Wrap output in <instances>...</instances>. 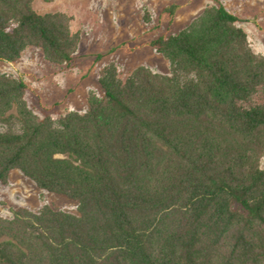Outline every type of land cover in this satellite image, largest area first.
Listing matches in <instances>:
<instances>
[{
  "label": "trees",
  "instance_id": "16d2710c",
  "mask_svg": "<svg viewBox=\"0 0 264 264\" xmlns=\"http://www.w3.org/2000/svg\"><path fill=\"white\" fill-rule=\"evenodd\" d=\"M32 1L0 0V60L70 65L81 32ZM238 20L217 0L152 40L169 73L108 63L84 112L38 115L0 72V183L17 168L78 203L0 215V264H264V55Z\"/></svg>",
  "mask_w": 264,
  "mask_h": 264
},
{
  "label": "rangeland",
  "instance_id": "374dc122",
  "mask_svg": "<svg viewBox=\"0 0 264 264\" xmlns=\"http://www.w3.org/2000/svg\"><path fill=\"white\" fill-rule=\"evenodd\" d=\"M217 0H33L39 12L61 11L71 16L70 27L81 32L70 65L47 60L39 46L28 45L15 61L0 60V72L22 76L26 100L38 115L56 118L68 111L84 112L89 98L102 97L99 83L105 65L114 62L126 77L138 65L169 73V59L151 41L185 27ZM239 17L255 52L264 55V0H218ZM176 4L173 15L164 8ZM264 168V155L261 158ZM44 204L78 213L77 201L59 192L40 189L20 169L10 171L9 182L0 183V215L25 206L38 211Z\"/></svg>",
  "mask_w": 264,
  "mask_h": 264
}]
</instances>
